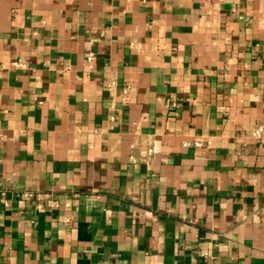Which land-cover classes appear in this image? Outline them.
Instances as JSON below:
<instances>
[{
  "label": "crops",
  "instance_id": "obj_1",
  "mask_svg": "<svg viewBox=\"0 0 264 264\" xmlns=\"http://www.w3.org/2000/svg\"><path fill=\"white\" fill-rule=\"evenodd\" d=\"M0 264H264V0H0Z\"/></svg>",
  "mask_w": 264,
  "mask_h": 264
},
{
  "label": "built area",
  "instance_id": "obj_2",
  "mask_svg": "<svg viewBox=\"0 0 264 264\" xmlns=\"http://www.w3.org/2000/svg\"><path fill=\"white\" fill-rule=\"evenodd\" d=\"M28 195H30V194H28Z\"/></svg>",
  "mask_w": 264,
  "mask_h": 264
}]
</instances>
